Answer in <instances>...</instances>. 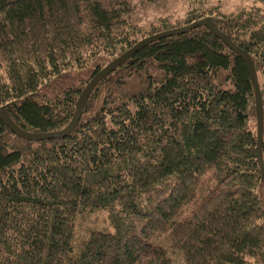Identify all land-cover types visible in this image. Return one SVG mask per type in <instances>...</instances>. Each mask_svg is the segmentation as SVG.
<instances>
[{
  "label": "trees",
  "instance_id": "trees-1",
  "mask_svg": "<svg viewBox=\"0 0 264 264\" xmlns=\"http://www.w3.org/2000/svg\"><path fill=\"white\" fill-rule=\"evenodd\" d=\"M149 0H0V110L64 131L88 83L142 39L207 19L255 66L264 0L134 23ZM264 166V135L262 144ZM0 264H264V177L245 59L208 28L150 43L65 137L0 118Z\"/></svg>",
  "mask_w": 264,
  "mask_h": 264
},
{
  "label": "water",
  "instance_id": "water-1",
  "mask_svg": "<svg viewBox=\"0 0 264 264\" xmlns=\"http://www.w3.org/2000/svg\"><path fill=\"white\" fill-rule=\"evenodd\" d=\"M204 26L208 28L212 33H214L230 50L239 54L245 59L248 73L251 78L254 92H255V103H256V119H257V152H258V161L261 167L262 175L264 177V166L262 160V144H263V135H264V105H263V97L257 77V73L255 70V66L252 62L250 55L238 48L228 37L222 34L212 22L207 19L198 21L193 23L192 25L182 28V29H175L167 32L160 33L158 35L150 36L145 39H142L138 42L133 48L129 49L126 53L122 56L115 59L109 66L102 69L86 86L77 106V110L75 116L67 129L64 131H60L57 133H50V134H30L25 131H22L18 128L14 122L10 119V117L2 110H0V118L6 123V125L10 128V130L15 133L17 136L28 140V141H45L49 139H56L59 137H65L66 135L70 134L77 126L80 118L82 116V111L84 106L86 105L88 99L90 98L93 91L96 87L110 74H112L116 69L121 67L125 64L128 60H130L140 49L144 46L168 38L172 36L182 35L190 32L191 30Z\"/></svg>",
  "mask_w": 264,
  "mask_h": 264
},
{
  "label": "rangeland",
  "instance_id": "rangeland-1",
  "mask_svg": "<svg viewBox=\"0 0 264 264\" xmlns=\"http://www.w3.org/2000/svg\"><path fill=\"white\" fill-rule=\"evenodd\" d=\"M252 0H206L200 6L208 8H218L225 14H231L239 10H249L253 6ZM190 8L187 0H149L142 3L140 12L136 15L134 23L141 25L149 21L164 16L182 18Z\"/></svg>",
  "mask_w": 264,
  "mask_h": 264
}]
</instances>
